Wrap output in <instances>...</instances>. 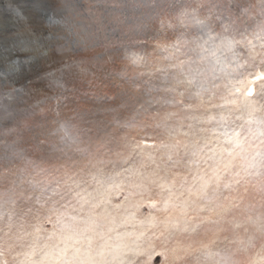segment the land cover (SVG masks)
Returning a JSON list of instances; mask_svg holds the SVG:
<instances>
[{"label": "bare ground", "instance_id": "bare-ground-1", "mask_svg": "<svg viewBox=\"0 0 264 264\" xmlns=\"http://www.w3.org/2000/svg\"><path fill=\"white\" fill-rule=\"evenodd\" d=\"M92 1H78V27L87 18L78 11ZM103 1L98 9L83 11H90L94 21H103L101 12H108L111 22L104 28H99L102 22L96 30L65 26V17L51 35L55 42L36 47L26 63L17 52L0 48V87L6 95L0 100V150L8 141L24 140L34 126L30 120L43 119L41 106L50 103L48 86L58 80L66 84L56 100L70 113L54 122L52 130L42 129L37 144L27 141L32 152L27 159L14 160L8 151L0 157L5 248L10 237L4 234L60 228L62 219L56 214L66 216L78 194H84L100 215L107 210L116 217L110 238L97 240L92 248L101 264H259L264 257V201L241 200L234 186H214L213 195L197 202L199 226L193 232L175 199L185 176L196 168L185 145L190 151L194 142L212 139L218 120L210 117L231 107L227 101L238 98L233 96L237 89L255 87L256 95L248 100L264 103V0H183L173 5L167 4L171 0ZM73 6L69 0L67 16ZM125 23L128 32L134 28L130 38L143 34L127 43L128 56L123 55L128 47L116 50L112 42ZM19 25L24 28L23 22ZM57 52L70 62L49 64ZM37 58L43 74L35 67L33 80L21 83V89L16 76L13 81L9 76L17 72V62L29 65ZM110 83L114 87L101 96L108 104L96 112L91 107L100 103L87 95ZM39 85L45 86L35 92ZM26 90L30 93L25 97ZM22 121L29 124L7 136L9 127ZM49 169L57 172L48 178L44 172ZM50 216L53 222L46 227Z\"/></svg>", "mask_w": 264, "mask_h": 264}, {"label": "snow or ice", "instance_id": "snow-or-ice-1", "mask_svg": "<svg viewBox=\"0 0 264 264\" xmlns=\"http://www.w3.org/2000/svg\"><path fill=\"white\" fill-rule=\"evenodd\" d=\"M255 95V87L237 89L233 96L238 98L227 101L231 107L210 117L218 120L212 139L203 144L194 142L190 151L185 145L190 163L196 168L185 176L177 199L181 214L193 232L199 226L195 223L197 202L213 195L214 186L215 189L222 183L225 187L234 186L241 200L248 196L264 201V103L248 100ZM175 184L173 181L169 191ZM77 200L66 216L61 218L56 214L62 219L60 228L21 230L15 236L4 234L10 237L7 248L0 235V264H101L93 257L92 248L97 240L110 238L111 225L116 223L115 214L105 210L100 215L87 195L78 194ZM203 210V206H199V211ZM47 222H53L51 216ZM185 230H188L187 225ZM45 232L48 233L46 237L43 236ZM194 251L190 246L189 254ZM259 264H264V257Z\"/></svg>", "mask_w": 264, "mask_h": 264}, {"label": "water", "instance_id": "water-1", "mask_svg": "<svg viewBox=\"0 0 264 264\" xmlns=\"http://www.w3.org/2000/svg\"><path fill=\"white\" fill-rule=\"evenodd\" d=\"M5 1V3H4ZM9 1L11 2V4H6V2ZM79 0H74V6L71 9V15L69 14V16H67L68 14V7L67 4L69 2V0H0V48H2L5 52H12L15 51L17 52L16 55H19V58H22V61L24 63L27 62V60L25 59L26 56L28 55H32L34 56L31 52L32 51H36V47H40L43 45H51L55 42V39H53V37H51V35H53L55 33V31L58 29L59 25L61 23H59V21H61L63 18H67L65 22V26H73V27H78V24L75 22V18L77 15V4H78ZM103 0H93L91 3H89L91 6H87V8H83V9H88L92 6H94V8L98 9V6L101 5ZM129 1V0H128ZM131 3L135 2L136 0H130ZM156 2L159 1H166V0H155ZM108 2V0L103 1V4L106 5V3ZM125 2H127V0H122V5L125 4ZM179 3V2H184L183 0H171V2L167 3V4H175V3ZM134 4V3H133ZM207 6V5H206ZM125 7H129V6H125ZM108 8V7H106ZM218 8V7H217ZM76 10L75 12L73 10ZM80 10L78 11V13L83 14L85 17L87 18H83L85 19L83 21V25L84 27L81 28L82 29H93L96 30L98 28L97 24H100L101 22L103 23V25L99 28H104V26L109 25L108 23L111 22L110 20L108 21V19L106 18V14H108V12L106 13V11L101 12V16L103 17V21H100V18L97 21H94V19L91 18V14H89L90 11L84 10L83 11ZM104 10V9H103ZM107 10V9H105ZM214 10V9H213ZM210 12H212V10L210 9ZM214 12H216L214 10ZM106 13V14H105ZM217 14H219V12H216ZM213 14V12H212ZM221 15V14H220ZM79 18V17H78ZM93 20V21H91ZM211 20V19H210ZM201 23L202 25H205L207 20H205L204 18H201ZM23 22V26L24 28H20L21 25H19V23ZM26 23L28 24V28L25 27ZM85 23L88 25H85ZM129 23H126L125 25H123L124 27L122 28L123 30H121L120 34H117V39L116 40H112V42H114V49H121L122 47H128L126 48V50L124 49V56H128L125 51H128V53L131 52V49L129 47V45L131 44H127V43H131L130 41H135L139 38H141L143 36L142 35H137V36H132L131 38L129 37V35L131 33H133V29H129V32L127 31V28ZM80 27H78L79 29H81ZM45 28V29H44ZM25 30H29V32H25V34H20L18 31H25ZM43 30V32H42ZM50 31H54L53 33L49 34ZM47 32V33H45ZM56 35V34H54ZM175 36V35H173ZM172 38V36H170ZM130 38V39H129ZM263 39V38H261ZM121 40L118 42L121 43L118 48H117V41ZM264 40V39H263ZM116 41V42H115ZM168 45V43H166ZM128 45V46H125ZM35 46V47H32ZM161 45H158V47ZM23 47H26L27 50H31L30 52H25L22 53L23 51L19 50ZM34 48V49H33ZM38 53V52H37ZM36 53V54H37ZM35 54V55H36ZM53 56H51L48 60H49V64H51L54 67H59L62 64L66 63L67 61L71 60L66 58L65 56L62 55V53H56V54H52ZM41 57V56H40ZM124 59V58H123ZM37 60H39V58H37L36 60L32 61V63H30L29 65L26 64H21L19 62H17V64L15 65V68L17 70L16 73H11L10 80H14L15 76H16V82H19V87L21 89H24L23 85L21 83L28 81V80H33L34 76H31V74L33 73L34 75V71H35V67H37ZM70 62V61H69ZM2 63V60L0 62ZM24 65V66H23ZM2 66V65H1ZM38 71H39V66L37 67ZM61 68V67H60ZM32 71V72H31ZM39 73L42 75L43 73L39 71ZM15 75V76H13ZM38 75V74H37ZM8 77V78H9ZM59 82L54 83L53 85L50 84L48 86V88H51L50 90V94H49V98H47L46 103H48L47 101L49 100L50 103L47 104L46 106H41V110L43 109V114L41 115V117H43V119L40 118L39 123H37L36 119H32L29 121L34 123V126H30L28 127L27 131H26V137L24 140H22L21 142H17L15 143V141L11 142L12 144H10V141H8V143H4L5 145L7 144V147H2L0 152V157L5 156V153L8 151L9 152V157H12V159L14 160H19L21 158H26L27 155H32V152L28 151V146H26L29 141H31L33 144L36 143L38 139L40 138V136L42 135V129H49L52 130V127H54L55 124H53L54 122H57L59 120H62L63 118L69 116V111H63L64 108L61 105L62 104L60 101L56 100V96L57 93L62 90L64 92V86H65V82H62V80H58ZM31 83V82H30ZM58 83L59 86L58 87ZM46 85V84H45ZM45 85H39V87L35 90V92L41 88L44 87ZM32 86V85H31ZM29 86V87H31ZM27 87V88H29ZM114 87V85L111 87V83L106 86L103 87L101 89H105L106 93L101 92L97 90V91H92L89 95L90 99H94V100H98V103H100V105L98 104L97 107L93 106L91 108H93L94 110H96V112H102V108L103 106L106 107V105L108 104V101L106 99L103 100V98L101 96H106V94L109 92L108 89H112ZM36 87H33V89ZM32 89V90H33ZM27 92V93H26ZM26 94L25 97L28 95V93H30V90H26ZM119 95L124 96L123 93H120ZM86 96V97H87ZM86 97H82L81 99H86ZM119 97L118 95L113 97L112 100H114L115 98ZM6 95L3 92V88L0 87V100L1 99H5ZM104 102L101 104V102ZM112 102V101H111ZM45 103V104H46ZM102 105V106H101ZM68 106V105H67ZM89 108V109H91ZM87 111V110H86ZM39 113V112H37ZM36 114V113H35ZM64 114V115H63ZM93 118V117H92ZM102 118L99 119V121ZM29 120V119H28ZM26 120V121H28ZM96 120V118H95ZM26 121H22V122H18V123H22L19 124L20 126H17L14 129L13 127H9L11 129V131L7 132V136L11 137L12 135H9L12 131L19 129L20 127L29 124L26 123L24 124V122ZM35 127V128H34ZM26 130V129H23ZM41 131V132H39ZM20 131H17V133H19ZM39 133V134H38ZM13 139V138H11ZM30 139V140H27ZM28 141V143H27ZM22 143V146L20 147H16L19 146ZM3 144V145H4ZM21 149L26 150L27 154H22ZM31 150H33L31 148ZM14 151H20L18 152L16 155L14 154ZM34 153V152H33ZM24 155V156H22ZM18 156H22V157H18ZM27 159V158H26ZM46 170L44 172V175H47V177H53V174H55L57 171H52L51 169H49V171ZM50 175V176H49ZM43 175L41 174L40 177H42ZM76 177L78 175H75ZM49 190V189H48ZM50 192V191H49ZM62 195L61 192H59V196ZM46 227L49 226V223L46 221L45 222Z\"/></svg>", "mask_w": 264, "mask_h": 264}, {"label": "rangeland", "instance_id": "rangeland-1", "mask_svg": "<svg viewBox=\"0 0 264 264\" xmlns=\"http://www.w3.org/2000/svg\"><path fill=\"white\" fill-rule=\"evenodd\" d=\"M176 203L180 205V201L177 200V199H175V205H176ZM179 205H177V208H178ZM180 207H181V206H179V208H180ZM157 259H158V261H159V258H157Z\"/></svg>", "mask_w": 264, "mask_h": 264}]
</instances>
